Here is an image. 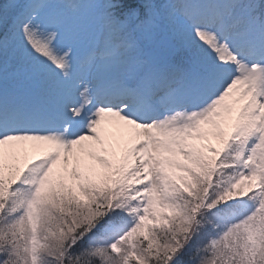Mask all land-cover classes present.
I'll return each instance as SVG.
<instances>
[{
  "label": "snow or ice",
  "instance_id": "1",
  "mask_svg": "<svg viewBox=\"0 0 264 264\" xmlns=\"http://www.w3.org/2000/svg\"><path fill=\"white\" fill-rule=\"evenodd\" d=\"M0 264H264V0H0Z\"/></svg>",
  "mask_w": 264,
  "mask_h": 264
}]
</instances>
